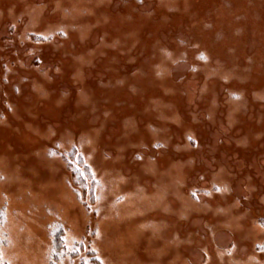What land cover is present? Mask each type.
<instances>
[{
  "label": "rangeland",
  "instance_id": "374dc122",
  "mask_svg": "<svg viewBox=\"0 0 264 264\" xmlns=\"http://www.w3.org/2000/svg\"><path fill=\"white\" fill-rule=\"evenodd\" d=\"M0 213V264H264V0H0Z\"/></svg>",
  "mask_w": 264,
  "mask_h": 264
},
{
  "label": "bare ground",
  "instance_id": "6f19581e",
  "mask_svg": "<svg viewBox=\"0 0 264 264\" xmlns=\"http://www.w3.org/2000/svg\"><path fill=\"white\" fill-rule=\"evenodd\" d=\"M32 85H33V87H34V89H35V91L37 90H39V87H40V85L38 84V83H35V82H32L31 83ZM158 107H162V106H158ZM161 110V109H160ZM26 111H27V113L29 114V113H32V111L31 110H29V109H27V106H26ZM30 128H33V126L31 127V126H26V129L27 130H29ZM123 128H125V125L123 126ZM6 153V152H5ZM4 153V154H5ZM8 154V153H7ZM2 159H4V161L6 160L4 157L2 158ZM1 159V160H2ZM2 166H3V164H1ZM180 168H181V166H179L178 164H174V163H168V165L165 167V168H163L160 172L158 171V173H156L155 175H154V177L156 178V179H158V178H161V177H176V178H178V179H183L184 181L186 180L185 179V176H183L182 175V173H181V171H180ZM257 231V230H256ZM137 236V233H136V231L135 230H132V231H130V233H128V235H127V239H131V238H133V236ZM167 247V246H166ZM165 247V248H166ZM164 248V247H163ZM170 247L168 246V249H169ZM178 258H179V256H178V254H177V251H173V255H172V257H171V260H173L174 262H176V263H178Z\"/></svg>",
  "mask_w": 264,
  "mask_h": 264
},
{
  "label": "trees",
  "instance_id": "16d2710c",
  "mask_svg": "<svg viewBox=\"0 0 264 264\" xmlns=\"http://www.w3.org/2000/svg\"><path fill=\"white\" fill-rule=\"evenodd\" d=\"M0 215H1V213H0ZM0 221H1V216H0ZM60 232H57L56 233V238H55V246L56 247H58L59 245H61V240H60V234H59ZM56 250H57V248H56ZM59 255H58V252H56L54 255H53V258H55V261L56 260H58L59 259V257H58ZM53 264V263H52Z\"/></svg>",
  "mask_w": 264,
  "mask_h": 264
}]
</instances>
